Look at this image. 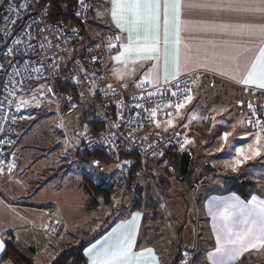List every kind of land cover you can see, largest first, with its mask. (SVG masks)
<instances>
[{"label": "crops", "instance_id": "1", "mask_svg": "<svg viewBox=\"0 0 264 264\" xmlns=\"http://www.w3.org/2000/svg\"><path fill=\"white\" fill-rule=\"evenodd\" d=\"M110 8V0L106 5L100 4L96 6V9L93 13L92 25H95L96 31L102 33L103 35L114 34L116 36H120L121 39L119 40V44L127 43V33H122L120 29L115 26V23L111 19ZM183 19L190 21L193 24H259L264 22L259 17H254L244 13L209 11L201 9H194L191 12L185 13ZM99 23L104 24L105 28L102 26L97 27V24ZM181 35L183 41L181 45L182 70L180 75L175 80L188 75L193 77L196 82L193 85L191 94L193 96L192 101L195 106L197 105V102L200 105L205 102L202 101V99L208 98L206 97L208 91L205 89L212 85L213 82L214 85L217 84V86L226 85L236 89L238 93H242L244 95L247 103H251L257 95L264 93V90L258 89L255 86L243 85L238 82V78L246 71V65L251 62V60L257 54L259 47L261 46V41L259 39H250L247 36H226L219 32L206 33L200 31L182 32ZM210 41H214L217 45L215 49H213ZM184 45H187V48H185ZM232 45H235V48H233ZM119 50L120 47L118 51L113 53L110 52L108 54V62L104 69V77L98 88L95 90V93L108 92L114 89H124L127 92H138L145 86L158 88L159 86L165 84L163 79L164 64L162 55L159 62H138L135 65V74L129 76L126 74V70L124 69L123 65H117L112 59L113 56L118 54ZM169 50L171 51V43ZM213 50L218 54L214 62L211 56V52ZM237 51L242 53L237 61L234 62L222 59L225 54L235 55ZM162 52L163 28H161V53ZM185 56L192 57V61L189 62L187 68L183 67ZM200 64H207V67H201L199 66ZM153 65H157L156 68H154ZM113 68H117L121 72L125 73V79L123 81L117 79V75L113 72ZM212 68L218 70H209ZM172 71L173 67L170 62L169 73L171 74ZM153 72H157L159 74V83L145 82L143 87H136V84L140 80ZM233 75L237 76V79H232L231 77ZM171 81L174 80L170 79L169 82ZM110 84L112 85L111 89L108 87ZM122 84H127V87H123ZM186 105V107L180 110L184 117L182 124L187 118H189L190 110L192 109L190 108L191 104ZM75 112L78 113L79 120L82 123L88 125L87 127L85 126V135L81 142L82 146L83 142L87 138L97 134L99 131V125L94 118L92 107L89 104L79 103ZM206 114L207 118L203 122V130L205 132L210 131L212 128L215 130V132L224 130V125L229 126L236 124L238 118L240 117L234 108L219 112L217 107L214 108L212 106L206 110ZM176 115L177 114H175V116ZM226 115L228 116L225 117ZM213 117H215V120H213ZM194 123L195 122H193V124ZM193 128L196 131L200 130V127L197 126V124L196 127ZM193 128H191V130H193ZM176 129L181 131L180 128ZM129 131L137 135L143 133V131H135L132 129H129ZM24 132L25 130L22 132V134ZM21 136L20 139H18L14 151L16 156L15 166L11 168V170L0 166V239L4 241V245L5 239L10 234H13L18 243L36 251L37 264H44V262H47L45 264H51L53 261H49V255H47L50 253V239H54L56 241L64 240L63 242H65V240H67L65 239L66 236L69 238L74 236L75 230L70 229V227H88L92 226V223L97 226L102 224L101 228L94 234L100 230L103 233L100 234V236L87 247L89 248L97 242L104 241L106 237L112 234L113 230L117 228L118 225L126 220H131L134 213L140 212L141 217L138 222L140 227L137 234V245L135 250H140L141 248H152L158 257L160 264L174 263L178 254H176L175 257L173 255L168 257L165 254L164 249L162 255L159 250L160 247L158 248V246H160L159 243H161L165 238L164 228H167L162 223L160 213L159 223L156 224L155 228L158 231L160 230V233H162L164 237L155 246H142L141 248L138 247V240L142 234L146 212V206L144 203H146L147 200H153L151 196L145 195V193L147 194V192H151L152 195L155 193L159 196L161 201L163 200L162 203H164L169 199V197L166 199V194L169 190L165 193L162 192L155 185L153 178L149 174L140 170L138 171L137 175L133 177V181H128L127 179L129 173L125 172L124 165L126 164V161L130 163L131 161L124 159L123 161H119L124 163L122 168L123 170L121 172L107 170V179H102L103 184H108V178L113 179L117 176L121 184V186L117 188H109L110 186L106 188H97V185L93 182V177H91L88 170L84 169L83 171L78 172L73 179L74 182L69 195L74 196L72 198L73 202L76 204L78 203L79 199H81L83 205L76 206L74 209L72 207V213H65L60 202L61 198L66 194V192H64L66 191V187H63L65 186L64 182L67 179L68 159L56 157L49 151L51 148L45 145L40 146L35 145L33 142H24L21 139ZM209 137L211 138L212 136ZM80 154L83 155L82 153L78 152L76 156H74L73 160L75 163H80L81 165L86 166L91 161H94L90 158H81ZM113 163H105L100 161V165L104 166H109ZM196 178H199V176ZM196 178L193 179L195 180ZM206 184L205 177L200 181L196 179V185L192 187L199 191L201 196L196 208L195 221L196 223H198V221H202V224L205 222L204 231H206L208 239L211 241L209 243L211 246L210 249L207 248L208 255L209 252H213L215 250V235L212 229V217L208 213L209 202L212 200H226L233 194L245 201V203H247V201L250 200L253 195H255L259 200H264V190L261 191L259 184L255 183L258 185L255 186L252 195L248 200H244L240 195L234 192H229L226 189L223 180L221 189L208 193H205L202 189L206 186ZM170 189L174 190L173 188ZM201 191H203V194ZM176 193L180 196L184 195L185 192L180 193L176 191ZM133 194H135L136 197L139 196V198H134L132 201L131 195ZM116 197L119 198V204L114 206ZM127 197L130 199H128L125 203L124 199ZM157 207L158 211H160L161 209H159L158 204ZM173 207L177 208L179 205L176 203V205ZM168 227H172L170 222L168 223ZM69 231H72V233ZM44 243H46V245ZM66 249V247L61 249L59 254ZM261 251H264V249L259 251L252 250L251 252L244 253L243 256L256 254V252ZM4 252L5 247L4 251L0 252V264H10L9 262L2 261ZM243 256L236 263H238L243 258ZM85 258L87 261L88 258L86 256ZM208 261L210 260L208 259Z\"/></svg>", "mask_w": 264, "mask_h": 264}, {"label": "built area", "instance_id": "2", "mask_svg": "<svg viewBox=\"0 0 264 264\" xmlns=\"http://www.w3.org/2000/svg\"><path fill=\"white\" fill-rule=\"evenodd\" d=\"M108 1L86 0L87 7L81 8L76 0L72 14L77 23L68 24L52 21L53 0H0V65H3L0 68V166L5 169L15 166V147L27 125L26 112L18 102L19 95L43 84L53 97H60L61 106L67 112L76 110L79 103L92 107L101 131L83 142L84 153L134 156L151 176L173 188L178 170L169 158L164 159V155L183 150L186 143L179 129L168 133L152 131L156 123L150 113L152 108L159 106L156 120L166 121L173 117L175 109L166 105L182 101L180 93L186 89L192 92L194 79L188 75L158 88L145 86L138 92L114 89L95 93L104 77L108 54L118 51L120 46L116 35H103L92 25L96 6L106 5ZM21 4L26 7L20 8ZM77 11L81 12L80 16L76 15ZM79 24L86 28L88 43L83 42ZM100 26L105 28L104 24H97ZM109 42L116 44V48L108 49ZM9 48L12 52L6 59ZM54 64L58 67L53 68ZM36 68L40 71H33ZM176 85H179L178 95L172 96V92L177 91ZM259 95L251 104L257 110V117L264 119V93ZM137 104L141 107H136ZM167 112H172V116L167 117ZM257 117H252L250 110L246 120ZM129 129L143 133L137 135ZM130 169L131 163H126L125 172L129 173ZM175 190L184 193L181 189ZM196 254L197 245L193 250L182 252L176 264H195Z\"/></svg>", "mask_w": 264, "mask_h": 264}, {"label": "snow or ice", "instance_id": "3", "mask_svg": "<svg viewBox=\"0 0 264 264\" xmlns=\"http://www.w3.org/2000/svg\"><path fill=\"white\" fill-rule=\"evenodd\" d=\"M80 7H87L86 0H78ZM110 15L115 26L122 33H127V43L120 44V50L112 59L117 65H123L126 74L131 76L135 74V65L141 61H156L163 57L164 64V83H169L170 79L175 80L181 73V45L182 32L200 31L206 33H221L226 36L257 38L261 41L257 54L246 65L245 73L238 78V82L243 85L255 86L264 90V22L257 23H200L193 24L183 19L187 12L194 9L209 11H228L238 12L254 17H259L264 21V0H110ZM11 7V5H10ZM20 8L26 7L19 5ZM46 14V13H45ZM77 16L81 15L77 11ZM7 19V18H6ZM15 23V21H13ZM31 27V25H29ZM161 28H163V52L161 53ZM43 31V30H41ZM75 31V30H73ZM7 35V32L5 33ZM171 37V41H170ZM120 36H116L119 41ZM15 43L19 44L20 41ZM171 43V51L170 49ZM213 49L217 47L214 41H210ZM111 50L116 48V44L108 43ZM31 47V45H29ZM43 48L44 45L41 44ZM187 48V45H184ZM235 48V45H232ZM248 50V49H245ZM12 52L9 48L5 54ZM213 50L211 56L213 62L217 57ZM242 55L239 51L235 55L225 54L222 59L237 61ZM192 57L185 56L183 67L187 68ZM171 62L173 71L169 73V63ZM131 66V67H130ZM157 65H153L156 68ZM201 67H207V64H200ZM58 67L53 65V68ZM3 68V65H0ZM209 70H218L215 68ZM39 72L40 69H33ZM117 79L123 81L125 73L117 68H113ZM224 74V73H222ZM232 79H237L233 75ZM159 74L157 72L146 75L140 80L136 87H143L147 83H159ZM196 81L194 80L193 83ZM127 87V84H122ZM111 89L112 85H108ZM177 91L172 92V96H177L179 85H176ZM51 91V89H49ZM149 96L152 93L148 94ZM182 101L175 104L166 105L167 108H174L176 114L190 103L193 99L190 89H186ZM243 102H241L242 104ZM75 107V105H73ZM136 107H141L137 104ZM159 106L151 109L150 118L156 123V127L161 124L156 120ZM248 108L251 110V116L257 117V110L249 103ZM221 112L225 109H220ZM167 117L172 116V112L165 114ZM197 117L193 115L191 120ZM215 120V117H213ZM189 122H191L189 120ZM167 127H174L172 119L165 121ZM245 127L253 128V133H245L242 139L252 135L251 142H246L240 146H234L230 141L233 132L224 131L221 139L224 144L217 151H224V145H228L229 152L234 151L235 156L225 163V167H230L233 172H237L241 167L250 160L264 158V119L257 117L255 120L248 118L246 122H238ZM117 127L119 125H116ZM187 127V124H184ZM235 127V126H233ZM2 131V129H0ZM2 143V141H0ZM67 143V141L65 142ZM185 143H191L185 140ZM93 165L100 167V161L94 160ZM129 163V162H125ZM11 165L9 169L11 170ZM119 204V201H117ZM208 213L212 217V229L215 235V250L208 253V259L212 264H236L244 253L252 250L264 249V200H259L255 195L245 203L238 196L233 194L228 199L212 200L208 204ZM140 212L132 215L131 220H126L117 226L112 234L102 242H97L91 247L84 250V255L88 258L87 264H160V261L152 248H141L135 250L137 245V234L139 231ZM4 241L0 239V252L4 251ZM187 255V253H185Z\"/></svg>", "mask_w": 264, "mask_h": 264}, {"label": "rangeland", "instance_id": "4", "mask_svg": "<svg viewBox=\"0 0 264 264\" xmlns=\"http://www.w3.org/2000/svg\"><path fill=\"white\" fill-rule=\"evenodd\" d=\"M205 90L208 91L206 95L208 98L202 99V101H205L202 105L197 102L195 106L193 101L188 103L191 104L190 108L192 109L190 110L189 118H187L183 124L182 121L184 117L180 111L179 115H174L170 118L173 120L174 127H167L165 121H159L161 127L157 128L155 125L151 128L152 131L168 132L170 129H181L182 135L185 138L184 140L191 141V143H186V147L184 148V150L190 149L193 152L194 162L191 176H193V178L200 177L203 171L210 172L211 169L215 172H210L209 175L206 176L207 184L202 188L205 193L221 189L223 178L232 176L240 177L248 182L258 183L260 190L263 191L264 158L250 160L237 172H233L230 167L226 168L224 165L235 156V152H229L228 145H224V151H217V149L224 144L221 139L224 131L233 132V136L229 139L234 146L238 147L246 142H251L252 135H248L244 139H242V137L245 133L254 134V131L250 127H245L238 123L241 120L246 122V116L250 111L248 108L249 103H247L242 93H238L236 89L226 85L217 86V84L214 85L213 82L212 85L208 86ZM18 102L25 110L27 116V127L21 139L24 142H33L35 145H45L51 148L49 151L56 157L68 159L67 179L63 187H66V191H64L66 194L61 198L60 202L65 213H72V207L74 209L76 206L83 205L81 199H79L77 204L74 203L72 198L74 196L69 195V192L73 186L75 175L84 169L90 172L91 177H93L92 180L97 185V188H106L109 186V188H117L121 186L117 176L113 179L108 178V184H103L102 179H107V170L121 172L123 170V162H116L109 166L100 165L99 168L93 165V161L86 166L74 162L73 158L78 152L84 154L81 142L85 135V126L87 127L88 125L79 120L78 113H76L75 110L72 112L65 111L61 106L60 97H53L47 91L45 85L38 84L19 95ZM241 102L243 103L241 104ZM186 106L187 105H185V107ZM210 106L214 108L217 107L219 112H221L220 109L226 108L225 110H229L234 108L240 117L236 124L229 126L224 125V130L215 132L212 128L210 131L206 130L207 132H205L203 130V122L207 118L206 110ZM193 115H195L197 119L191 120ZM227 116L228 115L225 117ZM189 120L191 122H189ZM193 122L195 123L193 124ZM184 124H187V127H184ZM196 124L200 127V130L196 131L193 128L196 127ZM191 128H193V130H191ZM209 136L212 137L210 138ZM66 141L67 143H65ZM212 173H214L215 176L211 175ZM175 179L176 178H174L173 189H184V195L179 196L176 191L170 189L168 192L166 191V199H168V197L169 199L162 203L163 200L161 201L159 196L155 193L154 195H152L151 192L145 193V195L151 196L158 204L159 209H161L159 213L162 223L167 227L164 228L165 238L159 243L160 246H158V248L160 247L159 250L162 255L164 249L168 257L172 255L175 257L179 251L184 252L193 250L197 245L195 264H212L208 261L207 257V248L210 249L211 246L209 243L211 241L208 239L206 231H204L205 222L202 224V221H198V223L195 221L196 208L199 199H201L200 193L195 190V188L189 187V179L180 185L175 182ZM194 185H196V181H194ZM203 191H201L202 194ZM134 198H139V196L136 197L135 194L131 195L132 201ZM128 199L130 198L127 197L124 199L125 203ZM117 201H119L118 197L115 198L114 206L118 205ZM176 203L179 207L174 208L173 206H175ZM169 222L172 225L170 228L168 227ZM101 225L97 226L92 223V226L88 227H70V229L75 230V233L71 238L66 236L65 239L67 240H65V242H63L64 240L56 241L50 239V253L47 254L49 255V261H54L58 257L60 250L64 247L69 249L72 246L78 245L82 240L92 237L93 234L101 228ZM69 232L72 233V231ZM44 244L46 245V243ZM243 257H264V251L245 255ZM45 263L47 262H44V264Z\"/></svg>", "mask_w": 264, "mask_h": 264}, {"label": "trees", "instance_id": "5", "mask_svg": "<svg viewBox=\"0 0 264 264\" xmlns=\"http://www.w3.org/2000/svg\"><path fill=\"white\" fill-rule=\"evenodd\" d=\"M75 1L76 0H53L51 4L52 21L57 23H68V24L77 23L76 19L73 17L72 14V7ZM79 25L82 27V34L84 36L83 42L88 43L89 40L86 33V28L81 24ZM64 90L69 91L67 88H64ZM73 95L74 97L77 98L74 92ZM259 96L260 95H257L256 97ZM97 124L99 125V131L97 133H99L101 131V126L98 122ZM183 150L169 151L164 155V159L169 158L178 170V157L183 152ZM80 157L99 160L105 163L119 162V161H123L124 159L130 160L131 169L128 174V179H127L128 181H133V177L137 175L139 170L149 174L147 169L144 168L142 163L134 156L122 155L120 157H114V156L105 155L103 153H93V154L84 153L83 155L80 154ZM192 165L189 174L184 182H181V178L178 172L175 179V182L177 184L180 185L181 183H185L189 179V187L191 188L192 186H194V181H196V179L200 181L206 176H208L210 172H214V170L212 169L210 172L203 171L200 177L194 180L192 178L193 176H191ZM214 173H212L211 175H215ZM151 177L153 178L155 185L162 192L165 193L166 191L170 190V187L162 180H158L153 176ZM223 181L226 189L229 192H234L240 195L244 200H248L250 198L256 186L255 183L245 181L240 177H224ZM144 205L146 206V212H145L142 234L140 235V238L138 240L139 248H141L142 246H155L164 237L163 234L160 233V230L158 231L155 228L156 224L159 223V211L157 204L153 200H147V202L144 203ZM102 233L103 232L100 230L92 237L81 241L78 245L62 251L51 264H87L84 255V250L92 242H94ZM177 254L178 256L176 257L173 264H176L179 261L182 251H179ZM2 261L9 262L10 264H37L36 251L32 248H28L18 243L14 238V235L10 234L5 239V252L2 256ZM236 264H264V257H243Z\"/></svg>", "mask_w": 264, "mask_h": 264}, {"label": "water", "instance_id": "6", "mask_svg": "<svg viewBox=\"0 0 264 264\" xmlns=\"http://www.w3.org/2000/svg\"><path fill=\"white\" fill-rule=\"evenodd\" d=\"M192 163L193 154L191 150H184L178 157V172L181 182H184L188 176Z\"/></svg>", "mask_w": 264, "mask_h": 264}]
</instances>
